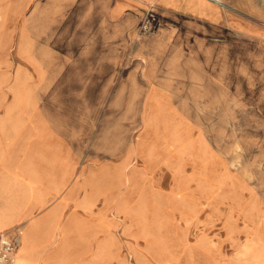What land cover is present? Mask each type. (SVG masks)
<instances>
[{
    "label": "rangeland",
    "instance_id": "rangeland-1",
    "mask_svg": "<svg viewBox=\"0 0 264 264\" xmlns=\"http://www.w3.org/2000/svg\"><path fill=\"white\" fill-rule=\"evenodd\" d=\"M98 1L0 4V207L70 164L32 263L264 264V0L128 31Z\"/></svg>",
    "mask_w": 264,
    "mask_h": 264
},
{
    "label": "crops",
    "instance_id": "crops-1",
    "mask_svg": "<svg viewBox=\"0 0 264 264\" xmlns=\"http://www.w3.org/2000/svg\"><path fill=\"white\" fill-rule=\"evenodd\" d=\"M82 1L84 4L91 3V0ZM36 2L44 3L43 0H0V4L8 5L13 13L23 12L27 6ZM98 3L105 6L108 18L112 22H116L123 31L132 28L141 19L143 13L150 8H154L164 18H180L206 24L214 22L219 24L227 19L223 10L213 0H99ZM44 163L45 168L42 171L44 177L37 181V189L29 191L28 199L24 204L20 207L14 204L0 207V231H10L16 236V228H19L16 225L17 222L25 217L29 218L25 224L23 223V227L20 229L21 234L15 237L17 243L15 264H33L31 256L51 238L50 234L44 235L39 231L43 222L39 216L33 214L43 204L40 197L46 187L47 178L58 174L62 167L68 169L70 164L63 165L57 157L44 160Z\"/></svg>",
    "mask_w": 264,
    "mask_h": 264
},
{
    "label": "built area",
    "instance_id": "built-area-1",
    "mask_svg": "<svg viewBox=\"0 0 264 264\" xmlns=\"http://www.w3.org/2000/svg\"><path fill=\"white\" fill-rule=\"evenodd\" d=\"M21 230L16 228V236ZM15 235L10 231H0V264H15L17 258V243Z\"/></svg>",
    "mask_w": 264,
    "mask_h": 264
},
{
    "label": "bare ground",
    "instance_id": "bare-ground-1",
    "mask_svg": "<svg viewBox=\"0 0 264 264\" xmlns=\"http://www.w3.org/2000/svg\"><path fill=\"white\" fill-rule=\"evenodd\" d=\"M16 263V262H15Z\"/></svg>",
    "mask_w": 264,
    "mask_h": 264
}]
</instances>
